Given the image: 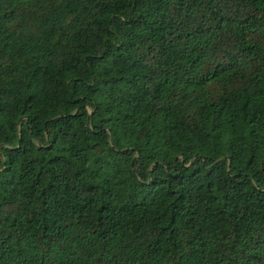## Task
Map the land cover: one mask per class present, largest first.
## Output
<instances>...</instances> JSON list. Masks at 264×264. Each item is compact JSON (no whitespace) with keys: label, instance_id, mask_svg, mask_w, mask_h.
Wrapping results in <instances>:
<instances>
[{"label":"trees","instance_id":"trees-1","mask_svg":"<svg viewBox=\"0 0 264 264\" xmlns=\"http://www.w3.org/2000/svg\"><path fill=\"white\" fill-rule=\"evenodd\" d=\"M0 264H264V0H0Z\"/></svg>","mask_w":264,"mask_h":264}]
</instances>
